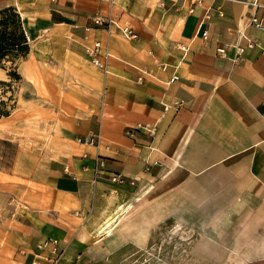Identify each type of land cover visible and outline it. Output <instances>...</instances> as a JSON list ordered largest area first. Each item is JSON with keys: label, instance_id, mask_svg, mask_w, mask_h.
Instances as JSON below:
<instances>
[{"label": "crops", "instance_id": "0c3cea01", "mask_svg": "<svg viewBox=\"0 0 264 264\" xmlns=\"http://www.w3.org/2000/svg\"><path fill=\"white\" fill-rule=\"evenodd\" d=\"M251 1L0 0L20 13L30 55L46 53L31 67L44 63L53 91L79 101L55 135L64 171L47 203L14 209L24 264H79L90 243L73 223L85 226L101 196L152 183L210 217V260L264 261V29L251 23L264 19V0ZM95 41L105 70L89 55ZM89 135L97 142L78 140Z\"/></svg>", "mask_w": 264, "mask_h": 264}, {"label": "rangeland", "instance_id": "374dc122", "mask_svg": "<svg viewBox=\"0 0 264 264\" xmlns=\"http://www.w3.org/2000/svg\"><path fill=\"white\" fill-rule=\"evenodd\" d=\"M35 55L29 52L0 67V80L11 81L0 83V110L9 112L0 117V264H24L23 244L13 235L14 209L47 203L51 179L64 171L55 136L62 133V113L79 103L70 94L53 91L44 63L43 68L31 67V58L40 65L46 53ZM12 65L22 79L10 77ZM152 184L150 191L151 184H134L119 190V196H101L98 211H89L85 226L81 219L73 223L84 228L90 243L79 264H264L210 260V217L190 210V197H175L174 188ZM114 219L119 221L113 233L105 236L100 229Z\"/></svg>", "mask_w": 264, "mask_h": 264}, {"label": "trees", "instance_id": "16d2710c", "mask_svg": "<svg viewBox=\"0 0 264 264\" xmlns=\"http://www.w3.org/2000/svg\"><path fill=\"white\" fill-rule=\"evenodd\" d=\"M30 49V40L18 10L13 6L0 10V67L6 68V63L14 64L19 58L26 57ZM12 67L10 77L13 80L22 79L16 68ZM10 82L0 80L5 85H10ZM5 115H9V112L0 110V117Z\"/></svg>", "mask_w": 264, "mask_h": 264}, {"label": "built area", "instance_id": "2783aa9c", "mask_svg": "<svg viewBox=\"0 0 264 264\" xmlns=\"http://www.w3.org/2000/svg\"><path fill=\"white\" fill-rule=\"evenodd\" d=\"M204 0H193V5H198V4H201ZM252 5H254L255 7H259L260 6V3H259V0H252L250 2ZM191 11H193V6L191 7ZM251 23L261 29H264V19L263 18H260L256 15H254L252 18H251ZM95 21L97 24L99 25H104L106 24L109 28L113 25H116L117 28L120 29V31L122 32V34L127 37L128 39H136L138 34L136 33V31H134V29L128 25H125V26H122V25H119L116 21H114L112 18L110 19H107L101 15H98L95 17ZM204 35L205 37L208 36V31H205L204 32ZM249 46H253L254 45V41L249 39V43H248ZM102 48V43L101 41H95L92 45H91V48H89V55L91 57V60L93 62L94 65H96L97 67H99L100 69L102 70H105L107 69V64L102 61L101 59V51ZM238 51L241 52L244 50V47H241V46H238ZM219 51L220 53L224 52L225 49L224 48H219ZM149 131H151L150 133H154V130L155 128L153 127H150L148 129ZM79 141L81 142H84V143H88V144H94L97 142L98 140V137L94 136V135H89V136H84V137H81L78 139ZM103 164H104V161H101ZM101 163V164H102ZM112 181L114 182H119V183H124L125 180L124 178L121 176V175H115L111 178ZM134 183V182H132ZM58 248H59V245L57 243V240L56 239H52L51 241V250L53 251V253H58ZM49 258H46L45 256H41V255H38L35 257V259H33L32 263L31 264H51V262L49 263V261L47 260ZM54 264V263H53Z\"/></svg>", "mask_w": 264, "mask_h": 264}, {"label": "bare ground", "instance_id": "6f19581e", "mask_svg": "<svg viewBox=\"0 0 264 264\" xmlns=\"http://www.w3.org/2000/svg\"><path fill=\"white\" fill-rule=\"evenodd\" d=\"M119 219H114L113 221H109L105 226L102 228V230H106V233L108 235H111L113 233V230L115 228L116 223L118 222Z\"/></svg>", "mask_w": 264, "mask_h": 264}]
</instances>
